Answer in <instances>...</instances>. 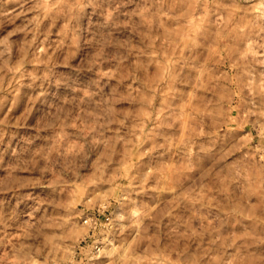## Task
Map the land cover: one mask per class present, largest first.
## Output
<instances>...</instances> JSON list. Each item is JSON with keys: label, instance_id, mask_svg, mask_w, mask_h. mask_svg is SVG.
Here are the masks:
<instances>
[{"label": "clouds", "instance_id": "obj_1", "mask_svg": "<svg viewBox=\"0 0 264 264\" xmlns=\"http://www.w3.org/2000/svg\"><path fill=\"white\" fill-rule=\"evenodd\" d=\"M0 264H264V0H0Z\"/></svg>", "mask_w": 264, "mask_h": 264}]
</instances>
